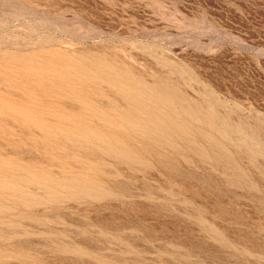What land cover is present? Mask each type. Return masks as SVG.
I'll use <instances>...</instances> for the list:
<instances>
[{"label":"rangeland","instance_id":"rangeland-1","mask_svg":"<svg viewBox=\"0 0 264 264\" xmlns=\"http://www.w3.org/2000/svg\"><path fill=\"white\" fill-rule=\"evenodd\" d=\"M0 264H264V0H0Z\"/></svg>","mask_w":264,"mask_h":264},{"label":"bare ground","instance_id":"bare-ground-1","mask_svg":"<svg viewBox=\"0 0 264 264\" xmlns=\"http://www.w3.org/2000/svg\"><path fill=\"white\" fill-rule=\"evenodd\" d=\"M149 98V97H148ZM163 98L164 97H162V99H159L160 101H163V102H165L166 103V105L169 107H172V100H168V99H166V100H163ZM152 100V99H151ZM158 99H156L155 101H156V103L157 102H160ZM147 103V102H146ZM152 104V103H151ZM181 104V103H180ZM181 106V108H182V110L180 111V112H182V113H187V114H190L189 113V111H190V109H189V107H187V106H185V104L183 105H180ZM172 111H175L174 109H172ZM135 113V112H134ZM150 115V114H149ZM124 117V116H123ZM153 117H154V119H155V122H158L157 121V116L156 115H153ZM196 117V116H195ZM138 120V119H137ZM32 121V120H31ZM141 122V121H140ZM116 123V122H115ZM123 123H124V121H123ZM133 124V123H132ZM76 125V124H75ZM48 128V127H47ZM56 129V128H55ZM147 129V128H146ZM133 130V129H132ZM89 131V130H88ZM90 132V131H89ZM121 132V131H120ZM119 132V133H120ZM130 132H132L131 130H130ZM177 132V131H176ZM91 134V133H90Z\"/></svg>","mask_w":264,"mask_h":264}]
</instances>
